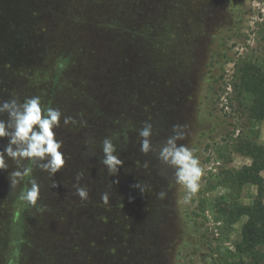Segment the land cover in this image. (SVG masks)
I'll return each instance as SVG.
<instances>
[{
  "label": "rangeland",
  "instance_id": "1",
  "mask_svg": "<svg viewBox=\"0 0 264 264\" xmlns=\"http://www.w3.org/2000/svg\"><path fill=\"white\" fill-rule=\"evenodd\" d=\"M94 1L85 5L88 0H53L52 14L43 12L41 22L53 25V30L59 33L77 32L81 26L74 23L73 10L78 15L86 13L93 24L114 23L117 28L114 58L108 57L109 47L104 41L107 31L97 30L92 24L84 29L90 34L92 30L101 32L104 74L113 64L112 73L120 78L113 88L117 104L112 106L120 126H126L129 120L149 123L144 120L141 107L149 105L147 90L151 81L156 80L151 88H157L173 78L189 76L192 72L187 71L186 64L194 57L193 50L198 55L197 64L205 63L206 67L203 65L198 71H202L199 84L191 82L190 87L183 89L188 97L183 108L191 111L192 117L188 118L187 135L180 140L199 160L200 187L196 193L189 194L176 181L174 202L166 205L163 218H156L155 210L130 209L125 214L130 218L126 223L115 218L103 223L91 220L94 214L116 213L101 211L96 204L74 207L75 210L69 207L67 212L59 210L67 209L68 205L54 204L49 210L46 195L40 191L36 204L24 209L17 233L12 223L14 201L31 187L30 181H36L42 170L25 160L23 166L31 167V174L11 189L9 173L17 169V163L6 157L8 168L0 170V264H6L8 256L15 257L12 264L250 263V256L238 249L245 220L229 225L219 210L232 198L236 199V192L228 181L230 173L250 163L242 153V144L253 140L264 145V122L256 123L248 117V102L238 93V75L245 64L264 70V0ZM140 31L149 32V37H143L142 42L137 39ZM191 33L200 38L195 46L186 40ZM139 43V52H131ZM32 45L33 49L38 44L35 41ZM74 48L69 47L73 56ZM4 49L0 56V102L11 98L23 102L28 97L25 88L31 90L28 98H44L43 108H59L60 104L71 102L66 100L77 88L78 75L73 67L58 82L48 70L46 81L31 86L24 77L26 68L19 61L9 64L4 60L3 56L8 54L7 43ZM107 102L105 97L104 103ZM4 115L0 119L7 120V113ZM7 143V138H0V150ZM138 151L142 167L139 165L137 177L140 182L147 178V184L141 186L145 193H150L156 186L150 183L152 158L150 152L144 154L140 148ZM123 162L116 175L120 180L127 177L122 170L129 166L126 160ZM254 194V187L245 186L239 196L246 204ZM89 202L95 203L96 199L90 197ZM154 230L158 232L156 240ZM16 241L20 242L17 246Z\"/></svg>",
  "mask_w": 264,
  "mask_h": 264
},
{
  "label": "trees",
  "instance_id": "2",
  "mask_svg": "<svg viewBox=\"0 0 264 264\" xmlns=\"http://www.w3.org/2000/svg\"><path fill=\"white\" fill-rule=\"evenodd\" d=\"M89 2L95 3L94 0H88L85 5H88ZM53 3V0H0V56L5 50L4 44L7 43L8 54L3 56L4 60H7L9 64H14L15 60L19 61L26 68L24 77L31 86L46 81L45 75L48 70L52 71L56 82L61 79L64 73L72 70L70 69L72 67L78 73L77 88L73 89V95L67 98V102L71 100L69 104L59 105L62 117L60 126L54 129L56 138L63 142L61 151L66 160L65 166L54 176L42 170L36 178L40 191L46 195L49 210L54 204L68 205L67 209L59 210L66 212L70 211L69 207L83 208L96 204L101 207V211L113 210L116 212L111 216L98 213L91 217V220L102 223L114 218L121 222L123 220L125 223L129 222L130 218L125 214L130 209L136 211L137 209L155 210L158 215L156 218H163L162 215L166 214V205L171 206L174 202L173 186H176V179H174L175 169L159 159V148L174 134V125L182 126L181 131L184 136L187 135L188 118L192 116L189 114L191 111L186 112L183 108L185 101L188 100L183 89L187 86L190 87L191 82L199 84L198 81L202 79V71L200 73L198 71L203 65L204 68L206 67L205 63L201 61L197 64L196 57L198 55L193 50L194 57H191L186 64L187 71L192 72L189 73V76H185L183 79L173 78L166 83H161V86L157 88L152 87L153 89L151 86L155 84L156 80L151 81L152 84L150 83L151 92L149 89L147 90L149 105L140 107L141 113L145 114L144 120H149L153 129L150 140L156 150L150 151V159L152 158V164H150L153 166L151 168L153 177L150 176V183L156 186L152 192L141 194L133 183L141 180L137 177V173L140 171L139 165L141 166L138 160L139 156H137L140 153L138 151L140 148L139 138L141 139L138 132L145 123L139 124L134 120H129L130 122L128 121L126 126L119 125L112 106L117 104V96L114 95L113 88L116 87L115 83L117 84L120 78L112 73L113 64L104 74L101 60L102 40L99 37L101 32L92 30L90 34L89 30L84 29L92 24L98 28L97 30L102 28L107 31L108 35L104 41L109 47L108 57L114 58L116 55L114 48L117 42L114 30L117 28L112 22L109 24L102 21L90 23L89 19L91 18L86 13L81 12L78 15L71 10L74 23L78 22L81 27L74 33L65 30L60 33L56 32L53 30V25L41 22V19H44L42 13L51 12V9L55 7ZM137 33L139 42H142L143 37H149V32L140 31ZM186 40L195 46L200 38L191 33ZM15 41L18 42L16 46ZM35 41L38 45L32 49L31 47H34L32 42ZM70 46L75 47L73 51L76 54L74 56L69 51ZM135 46L137 48L134 47L130 50L131 52L135 50L139 52L141 44ZM125 61L129 62V59L126 58ZM161 82L163 81L161 80ZM130 89L132 90L131 87ZM25 91L29 97L31 90L25 88ZM238 93L245 96L248 102V117L256 123L264 122V70L250 63L245 64L238 75ZM105 97L108 100L107 103H104ZM75 112L80 118L75 117ZM4 114H0V118L6 116ZM65 116L72 117V122L65 125L63 123ZM106 137L112 138L117 149L115 154L122 161L126 160V164L129 163L128 168L126 166L123 168L127 170H122L123 174H127L125 181L118 179L116 175H110L107 167L102 163L104 158L102 142ZM177 144L181 145L182 142L178 140ZM242 153L249 158L250 163L230 173L228 181L236 192V199L232 198L229 203H225L219 213L229 225L240 219L245 220L243 239L241 247L238 249H241L244 255L250 256L251 262L248 264H264V145L253 140L246 141L242 144ZM80 173L83 175L77 182L76 177ZM54 181L58 185L55 188L53 187ZM77 183L79 186L87 188L88 198L86 200H82L75 194ZM140 184H147V178ZM245 186L255 188L254 196L249 198L246 204L239 196ZM160 192L166 194L164 198L159 197ZM104 193L108 194V203H104L101 199ZM19 196L14 201L12 213V223L17 229V233L24 209L30 205V203L21 201ZM90 197L95 198L96 202H91V204ZM147 210L145 211L148 212ZM140 216L142 219V214ZM133 220L135 221V218ZM157 234L158 232L154 230L153 236Z\"/></svg>",
  "mask_w": 264,
  "mask_h": 264
},
{
  "label": "clouds",
  "instance_id": "3",
  "mask_svg": "<svg viewBox=\"0 0 264 264\" xmlns=\"http://www.w3.org/2000/svg\"><path fill=\"white\" fill-rule=\"evenodd\" d=\"M4 113H7L8 119H0V138H7L8 143L3 150H0V170L8 168L6 157L17 163V169L9 173L11 189L31 174L32 168L23 166L25 160L29 165H37L52 176L65 166L66 160L61 151L63 142L56 138L54 132V129L60 126L62 117L59 108H43L41 98L32 96L25 98L23 102L16 98L0 102V114ZM70 122H72V117H63L65 125ZM181 128L180 125L173 126L174 134L159 148L158 155L164 164L175 169L177 183L185 186L189 194H194L200 187L202 168L191 149L177 144L178 140L184 138ZM152 134V125L147 122L138 132L141 137L140 151L144 154L156 150L150 140ZM102 152L104 154L102 163L107 167L109 174L117 175L124 162L115 154L117 149L112 138L106 137L103 140ZM82 175L83 173L77 175V182ZM30 183L31 187L22 191L19 199L34 206L39 198L40 186L35 179H32ZM57 186L54 181L53 187ZM134 187L144 194V188L140 182H137ZM75 188V194L82 200L88 198L86 187H81L77 183ZM158 195L164 198L166 194L160 192ZM101 199L104 203H108V194L104 193Z\"/></svg>",
  "mask_w": 264,
  "mask_h": 264
},
{
  "label": "flooded vegetation",
  "instance_id": "4",
  "mask_svg": "<svg viewBox=\"0 0 264 264\" xmlns=\"http://www.w3.org/2000/svg\"><path fill=\"white\" fill-rule=\"evenodd\" d=\"M25 162H23V165H24ZM63 226H67V224L65 223ZM20 242L19 241H16V246L19 244ZM15 257H11V256H8V260L6 262V264H12L13 263V260H14Z\"/></svg>",
  "mask_w": 264,
  "mask_h": 264
}]
</instances>
